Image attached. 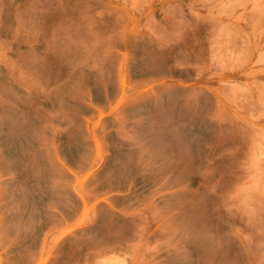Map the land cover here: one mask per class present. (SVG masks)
I'll return each mask as SVG.
<instances>
[{
	"label": "rangeland",
	"instance_id": "obj_1",
	"mask_svg": "<svg viewBox=\"0 0 264 264\" xmlns=\"http://www.w3.org/2000/svg\"><path fill=\"white\" fill-rule=\"evenodd\" d=\"M0 264H264V0H0Z\"/></svg>",
	"mask_w": 264,
	"mask_h": 264
}]
</instances>
